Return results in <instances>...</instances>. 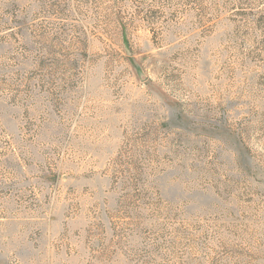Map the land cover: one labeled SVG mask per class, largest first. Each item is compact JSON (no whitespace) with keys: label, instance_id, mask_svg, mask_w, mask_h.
I'll return each instance as SVG.
<instances>
[{"label":"rangeland","instance_id":"obj_1","mask_svg":"<svg viewBox=\"0 0 264 264\" xmlns=\"http://www.w3.org/2000/svg\"><path fill=\"white\" fill-rule=\"evenodd\" d=\"M0 264H264V0H0Z\"/></svg>","mask_w":264,"mask_h":264}]
</instances>
